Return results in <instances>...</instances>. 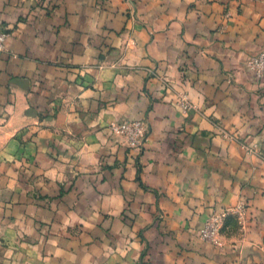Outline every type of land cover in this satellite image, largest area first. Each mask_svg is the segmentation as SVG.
Listing matches in <instances>:
<instances>
[{"label":"crops","instance_id":"1","mask_svg":"<svg viewBox=\"0 0 264 264\" xmlns=\"http://www.w3.org/2000/svg\"><path fill=\"white\" fill-rule=\"evenodd\" d=\"M0 24V264L262 262L264 79L247 62L264 0H0ZM132 119L141 150L110 127ZM246 198L241 227L200 238Z\"/></svg>","mask_w":264,"mask_h":264},{"label":"built area","instance_id":"2","mask_svg":"<svg viewBox=\"0 0 264 264\" xmlns=\"http://www.w3.org/2000/svg\"><path fill=\"white\" fill-rule=\"evenodd\" d=\"M9 32L0 24V56L8 51L7 40ZM248 68L255 73L258 78L264 79V51L252 55L247 62ZM178 105L182 111L190 110L194 105L186 93H182L178 99ZM113 132L121 134L126 143L132 149L141 150L147 136V125L143 119H132L121 123L113 122L110 125ZM221 230L220 216L209 218L200 230V237L215 243L219 239Z\"/></svg>","mask_w":264,"mask_h":264},{"label":"rangeland","instance_id":"3","mask_svg":"<svg viewBox=\"0 0 264 264\" xmlns=\"http://www.w3.org/2000/svg\"><path fill=\"white\" fill-rule=\"evenodd\" d=\"M250 206H251L250 199L246 198V199H244V201L239 202L238 205H235L232 208H229L227 211H223V212L218 213V214H213L211 216V217L220 216V218H221V230H220L219 239L217 242H215L213 244H220L221 243L223 231L225 232L227 230L228 234H230V232H232L233 230H236L237 226L241 227L243 225L244 217L247 216V210ZM261 242L264 244V238H263V241H261ZM210 243H212V242H210ZM250 249H251V247L245 248L244 257L246 259H249L250 256H253V252ZM259 264H264V255H262V262Z\"/></svg>","mask_w":264,"mask_h":264}]
</instances>
